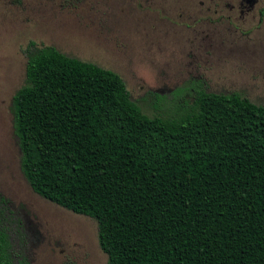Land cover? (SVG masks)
I'll use <instances>...</instances> for the list:
<instances>
[{
    "label": "trees",
    "instance_id": "1",
    "mask_svg": "<svg viewBox=\"0 0 264 264\" xmlns=\"http://www.w3.org/2000/svg\"><path fill=\"white\" fill-rule=\"evenodd\" d=\"M14 94L21 168L44 198L90 216L107 264H264V105L209 91L150 116L123 77L53 45L27 48ZM0 192V264H30Z\"/></svg>",
    "mask_w": 264,
    "mask_h": 264
},
{
    "label": "rangeland",
    "instance_id": "2",
    "mask_svg": "<svg viewBox=\"0 0 264 264\" xmlns=\"http://www.w3.org/2000/svg\"><path fill=\"white\" fill-rule=\"evenodd\" d=\"M212 1L207 14L201 0H0V192L21 222L14 249L30 264L108 262L97 220L39 195L22 171L12 99L26 82L30 42L119 73L150 116L192 103L199 79L264 105V0L254 11Z\"/></svg>",
    "mask_w": 264,
    "mask_h": 264
},
{
    "label": "flooded vegetation",
    "instance_id": "3",
    "mask_svg": "<svg viewBox=\"0 0 264 264\" xmlns=\"http://www.w3.org/2000/svg\"><path fill=\"white\" fill-rule=\"evenodd\" d=\"M209 2L211 3V4H208L206 1H204V0H201V2H200V4L202 5V6H204L205 8H207L208 9V13L207 14H209L210 12H211V9H212V6H216L215 4H212V3H214L212 0H209ZM227 2H230V3H232L233 5L235 4L236 6H238L239 5V8L238 9H240V8H246L247 9V11H254V9L252 8L254 5V8L257 6V2H255V0H239V2L238 3H233L231 0H225V3H227ZM236 12L238 11L236 8L234 9ZM258 12L259 13H261V15H262V17L264 16V5L263 6H261L259 9H258ZM239 13H241V12H239ZM205 19V18H204ZM206 19H208V18H206ZM210 20V19H209ZM204 82H205V84L207 85V87H208V84H207V82L205 81V80H203ZM209 88V87H208ZM232 92H235V91H232ZM236 92H238V91H236ZM227 93H231V92H227ZM240 93V92H239Z\"/></svg>",
    "mask_w": 264,
    "mask_h": 264
}]
</instances>
